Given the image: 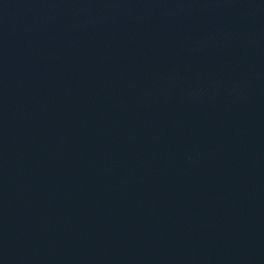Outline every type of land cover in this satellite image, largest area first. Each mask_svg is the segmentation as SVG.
<instances>
[{
    "label": "water",
    "instance_id": "water-1",
    "mask_svg": "<svg viewBox=\"0 0 264 264\" xmlns=\"http://www.w3.org/2000/svg\"><path fill=\"white\" fill-rule=\"evenodd\" d=\"M0 264H264V0H0Z\"/></svg>",
    "mask_w": 264,
    "mask_h": 264
}]
</instances>
